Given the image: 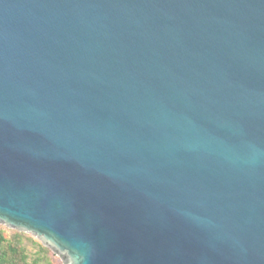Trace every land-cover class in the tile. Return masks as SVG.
<instances>
[{
  "label": "water",
  "instance_id": "1",
  "mask_svg": "<svg viewBox=\"0 0 264 264\" xmlns=\"http://www.w3.org/2000/svg\"><path fill=\"white\" fill-rule=\"evenodd\" d=\"M0 224L63 264H264V0H0Z\"/></svg>",
  "mask_w": 264,
  "mask_h": 264
},
{
  "label": "trees",
  "instance_id": "2",
  "mask_svg": "<svg viewBox=\"0 0 264 264\" xmlns=\"http://www.w3.org/2000/svg\"><path fill=\"white\" fill-rule=\"evenodd\" d=\"M29 244L35 247L32 259ZM53 255L50 248L24 232L11 229V234L6 236L4 226L0 225V264H53Z\"/></svg>",
  "mask_w": 264,
  "mask_h": 264
},
{
  "label": "rangeland",
  "instance_id": "3",
  "mask_svg": "<svg viewBox=\"0 0 264 264\" xmlns=\"http://www.w3.org/2000/svg\"><path fill=\"white\" fill-rule=\"evenodd\" d=\"M0 225H2V224H0ZM4 226V225H3ZM4 228H5V233H6V236H9L10 234H11V229L12 228H9V227H7V226H4ZM25 233V232H24ZM27 235H29V236H32L35 240H37V241H39L35 236H33V235H31V234H29V233H26ZM40 242V241H39ZM28 252H29V255H30V258L32 259L33 258V256H34V252H35V247L34 246H32V244H29L28 245ZM53 256H52V261H53V264H63V261H62V259H61V257L58 255V254H55L54 252H53Z\"/></svg>",
  "mask_w": 264,
  "mask_h": 264
}]
</instances>
